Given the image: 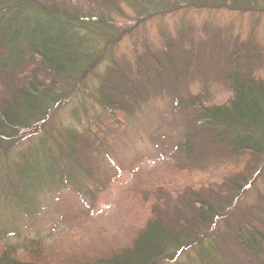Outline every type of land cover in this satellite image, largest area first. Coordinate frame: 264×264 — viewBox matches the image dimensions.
Returning <instances> with one entry per match:
<instances>
[{
    "label": "trees",
    "instance_id": "16d2710c",
    "mask_svg": "<svg viewBox=\"0 0 264 264\" xmlns=\"http://www.w3.org/2000/svg\"><path fill=\"white\" fill-rule=\"evenodd\" d=\"M96 1L106 5L118 0ZM119 1L133 5L140 14L192 7L264 10V0ZM63 4L67 6L69 1L56 5V0H0V198L10 200L15 207L29 208L40 188L44 189L39 193L43 195L55 185L64 188L76 181V186H81L90 180L97 186L86 189L82 203L88 205L109 182L90 160L92 154L98 155L100 146L96 143L102 144V138L93 127L87 126L82 132L76 124L61 121L64 127H59L61 119H53L52 113L62 111L68 103L67 118L79 123L84 118L79 111L91 106L82 93L104 110L133 111L139 99L145 100L157 89L167 90L169 75L172 86L182 79H195L205 89L189 97L185 108L176 98L175 112L181 113L185 128L177 144V152L186 162H179L183 170L204 171L216 154V145L228 151L226 158L235 159L238 165L245 161L252 166V159L264 158V78L256 75L264 56L252 41L234 49L223 69H203L197 58L191 67V58L182 47L174 55L169 48L160 54L149 53L148 60L136 55V60L129 62L125 56L116 57L123 33L111 27L108 19H95L87 13L77 16ZM180 35L185 37L184 33ZM166 45L172 46L170 42ZM181 68L186 69L185 74ZM92 70L97 71L93 81ZM219 78H223L231 95L217 103L209 98L208 90ZM116 120L119 123L121 119ZM236 172L235 190L241 182ZM228 175L224 183L233 185ZM190 196L173 217L153 212L142 227L131 226L134 235L126 244L106 251L98 248L101 250L93 259L82 263L264 264V229L257 222L264 223V215L256 207L261 202L255 205L257 210L244 211L229 221V213L238 205L236 199L219 210L221 205L207 196L206 189H192ZM261 204L264 206V202ZM2 206L0 244H4L0 246V264H44V245L35 238L19 246L31 251L30 258L35 259H19L18 245L7 241L20 234L16 227L6 225ZM218 220L225 221L224 229H219ZM183 255H188L185 261Z\"/></svg>",
    "mask_w": 264,
    "mask_h": 264
},
{
    "label": "rangeland",
    "instance_id": "374dc122",
    "mask_svg": "<svg viewBox=\"0 0 264 264\" xmlns=\"http://www.w3.org/2000/svg\"><path fill=\"white\" fill-rule=\"evenodd\" d=\"M67 1L69 5L62 6L68 7L77 16L87 13L95 19L103 17V21L108 19L111 27L123 33L116 57L125 56L129 62L136 60V55H142L148 60L149 53L160 54L169 48V52L174 55L182 47L191 58V67L195 66L197 58L203 64V69L209 66L223 69L233 50L248 45L251 41L264 56V10L192 7L179 11L167 10L161 14H140L133 5L119 0L106 5L96 0H56V5ZM180 33H184L185 37ZM167 42L172 46H167ZM87 69L89 73L91 67ZM180 70L185 74L186 69ZM191 70L190 74H193ZM96 73L97 71L92 70L91 81ZM256 75L264 78V61ZM169 76V80L165 82L167 90L157 89L154 91L157 93L147 95L150 97L145 100L139 99L133 111L117 110L114 113L104 110L100 105L92 104V99H87V94L82 93L91 106L89 110L79 111V115L84 117L79 123L67 118L70 108L68 103L61 108L62 111L52 113V118L61 119L58 121L59 127H64L61 123L69 122L76 124L77 129L82 132L87 130V126L97 131L102 144L100 141L96 143V146H100L96 148L99 153L92 154L90 160L98 166L100 175L109 182L102 193L96 192L97 196L90 199L88 205L82 203L86 189L92 190L97 186L90 180L81 186H76V181L64 188L55 185L56 188L43 195H40V191L44 189L40 188L37 200L29 208L15 207L10 200L0 198L6 225L16 227L20 234L7 241L18 245L19 259H29L27 261L30 262L35 259L30 258L31 251H24L19 247L24 245L26 239L35 238L44 245L42 263L83 264L85 260L93 259L101 249L106 251L126 244L134 235L131 226L142 227L153 212L173 217L176 210L184 205V200L192 197V189H206L207 196L221 205L219 210L236 199L238 205L234 206L231 215L229 213V221L236 220L244 211L257 208L262 209L264 215V206L261 204L264 202V158L252 159V166L245 161H240L238 165L235 164V159L226 158L228 151L216 145L213 146L217 149L216 154L213 153V159L204 171L183 170L179 162L185 161L184 155L177 152V144L185 128L181 113L175 112L176 98H180L181 105L185 108L189 97L200 94L205 89L201 81L195 79H182L183 82L176 83L177 87L172 86V75ZM208 91L209 98L217 103L227 100L231 95L223 78L213 83ZM83 107L86 106H80ZM116 118L121 119L120 124ZM59 127L56 126L57 133ZM107 153L115 161V165ZM235 171L241 180L238 186L240 188L236 190ZM226 175L228 179L232 178L233 185L224 183ZM257 203L260 204L256 205ZM257 222L264 229V223L259 220ZM224 223L225 221L218 220L219 229H224ZM2 244L4 243L0 246ZM27 245L28 248L31 247L30 243ZM191 254L195 255L193 252ZM186 256L181 257L183 261Z\"/></svg>",
    "mask_w": 264,
    "mask_h": 264
}]
</instances>
